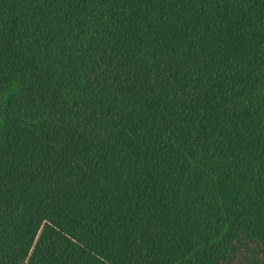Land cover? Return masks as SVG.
Returning <instances> with one entry per match:
<instances>
[{"label":"trees","instance_id":"obj_1","mask_svg":"<svg viewBox=\"0 0 264 264\" xmlns=\"http://www.w3.org/2000/svg\"><path fill=\"white\" fill-rule=\"evenodd\" d=\"M0 264H264V0H0Z\"/></svg>","mask_w":264,"mask_h":264}]
</instances>
